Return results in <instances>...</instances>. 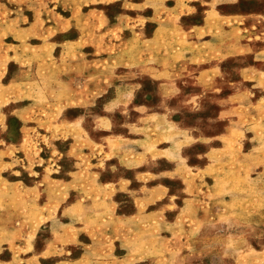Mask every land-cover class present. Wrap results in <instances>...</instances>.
<instances>
[{"label": "rangeland", "instance_id": "1", "mask_svg": "<svg viewBox=\"0 0 264 264\" xmlns=\"http://www.w3.org/2000/svg\"><path fill=\"white\" fill-rule=\"evenodd\" d=\"M0 264H264V0H0Z\"/></svg>", "mask_w": 264, "mask_h": 264}, {"label": "crops", "instance_id": "2", "mask_svg": "<svg viewBox=\"0 0 264 264\" xmlns=\"http://www.w3.org/2000/svg\"><path fill=\"white\" fill-rule=\"evenodd\" d=\"M149 116H150V115L147 113L146 116H145V118H147V117H149Z\"/></svg>", "mask_w": 264, "mask_h": 264}]
</instances>
